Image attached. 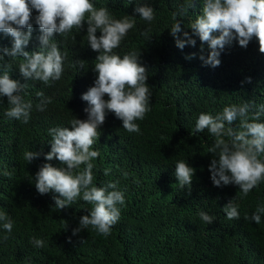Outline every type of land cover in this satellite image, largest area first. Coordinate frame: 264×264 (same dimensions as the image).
Returning <instances> with one entry per match:
<instances>
[{
  "label": "trees",
  "instance_id": "16d2710c",
  "mask_svg": "<svg viewBox=\"0 0 264 264\" xmlns=\"http://www.w3.org/2000/svg\"><path fill=\"white\" fill-rule=\"evenodd\" d=\"M185 2L97 1V7H108L115 18L120 13L118 19L136 16L135 27L114 52L121 58L131 51L140 52L139 62L147 69L151 91V110L142 121H136L139 133L127 132L120 119L106 112L93 145L92 150L100 154L92 161L94 184L101 187L118 180L125 195V205H118L120 219L107 237L91 227L73 235L79 218L92 206L78 199L58 211L53 197L59 194L49 191L41 195L34 184L36 172L45 163L66 167L55 158L45 159L51 150L48 129L71 128L69 122L75 117L87 119L84 109L88 104L81 96L97 78L93 68L99 54L89 48L87 22L81 30L60 37L70 45L73 63L84 60V68H64L61 79L50 86L26 80L18 69L22 58H5L13 63L10 78L27 84L21 95L33 107L28 123H23L5 115L7 97H0V212L13 221L11 233L0 223V264H264V214L259 224L251 219L257 206L264 204V182L243 199L237 185L214 186L209 171L212 154L208 153L214 138L207 129L191 134L201 112L215 115L224 106L264 103V59L255 38L248 48L237 42L232 45L234 40L221 51L218 67L205 65L200 55L207 56L208 46L205 43L201 53V41L188 27L200 14L203 0L196 10L178 17L182 21L178 35L184 39L187 31L196 40L195 46L178 48L170 27L172 14ZM137 3L154 9L151 23L134 12ZM37 14L33 9L32 38L25 48L30 53L39 48ZM11 46L12 38L0 32V50ZM193 53L191 59L186 58ZM42 89L52 102L41 112L36 108L40 99L36 93ZM237 125L238 121L233 122L232 127ZM26 151L40 155L28 163ZM180 160L195 169L190 191L179 187L174 174ZM105 169L110 170L108 175ZM4 171L11 175L5 176ZM230 200L237 205L238 219L229 220L223 210ZM201 211L212 216L213 222L202 221ZM32 238L43 239L45 246H34Z\"/></svg>",
  "mask_w": 264,
  "mask_h": 264
},
{
  "label": "clouds",
  "instance_id": "9594fccd",
  "mask_svg": "<svg viewBox=\"0 0 264 264\" xmlns=\"http://www.w3.org/2000/svg\"><path fill=\"white\" fill-rule=\"evenodd\" d=\"M100 0H0V32L12 38L11 48L0 50V97H7L9 118L28 123L32 102L21 95L27 84H21L10 78L13 68L11 60H19V72L26 80L41 81L50 86L52 81L61 79L64 68H84V60L72 61L70 45L62 36H67L73 29L81 30L87 22V41L93 51L99 54L95 58L93 71L97 78L81 96L88 107L84 109L87 119H72L69 127L48 129L51 137V150L45 154L47 161L54 158L66 167H54L45 163L35 174V188L41 194L49 191L58 193L54 196L55 208L60 211L74 204L78 199L92 207L88 214L79 218V226L73 229V235L91 227L105 237L111 234L112 227L119 221L121 208L125 205V195L119 190V181H109L98 187L94 184L93 160L100 154L93 149L99 138V127L104 123L106 112H111L122 121L123 128L129 133H139L136 123L143 120L150 109L151 91L147 84V69L140 60V52L131 51L121 58L114 52L130 29L136 24L134 15L115 18L108 7H97ZM199 0H186L178 12L172 14L173 23L170 33L176 40V46L183 49L186 44L195 46L196 40L184 31L182 39V21L178 17L187 15L188 10H196ZM38 13L35 24L39 27V48L25 51L32 38V10ZM139 17L151 23L155 19L154 9L137 3L134 9ZM201 41V53L206 43L208 54L200 59L213 68L221 63V51L226 45L236 42L248 48L257 40L259 55L264 59V0H203L200 14L188 26ZM26 29V31L24 30ZM97 30L100 35L97 36ZM150 31V29H149ZM214 33H216L214 35ZM148 36V32L142 33ZM253 39V41H251ZM251 41V42H250ZM195 56L186 57L191 59ZM11 58L5 62V58ZM76 71V68L74 69ZM264 70V68H263ZM248 82L251 77L247 78ZM38 111H44L52 98L44 90L36 93ZM105 96L108 98L105 99ZM2 102V101H0ZM264 103L255 102L224 106L215 115L201 112L195 123L194 132L205 129L214 138L208 153L212 154L209 164L210 179L214 186L237 185L239 197L246 198L254 187L264 182ZM238 121L236 127L233 122ZM39 152L26 151L24 159L30 163L38 158ZM81 165H84L81 168ZM109 169L104 174H109ZM195 169L184 161L175 163V176L181 189L190 191ZM5 176L11 174L7 171ZM229 220L239 218L237 205L230 200L223 208ZM264 214V204L258 205L251 219L259 224ZM199 216L207 224L214 218L201 211ZM249 217L245 215V219ZM0 223L8 233L12 232L13 221L4 212H0ZM5 235L3 239H7ZM36 247H44L43 239L32 238Z\"/></svg>",
  "mask_w": 264,
  "mask_h": 264
}]
</instances>
